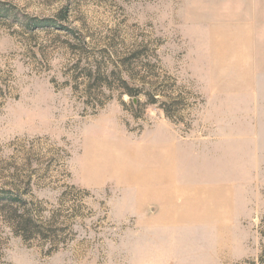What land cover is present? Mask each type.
<instances>
[{"label":"rangeland","instance_id":"rangeland-1","mask_svg":"<svg viewBox=\"0 0 264 264\" xmlns=\"http://www.w3.org/2000/svg\"><path fill=\"white\" fill-rule=\"evenodd\" d=\"M0 9V192L57 230L24 241L0 211V264H264V0ZM78 58L152 86L90 108Z\"/></svg>","mask_w":264,"mask_h":264},{"label":"trees","instance_id":"trees-1","mask_svg":"<svg viewBox=\"0 0 264 264\" xmlns=\"http://www.w3.org/2000/svg\"><path fill=\"white\" fill-rule=\"evenodd\" d=\"M4 14L8 13L7 9H0ZM64 22H66V18L64 16H60ZM25 26L34 30L35 28H45V29H54L57 31H63L73 40L77 41L83 49H87V43L85 38L81 36L76 29L70 28L68 25H60L57 21L53 19H27L25 21ZM103 53H105L106 62L110 63L111 55H108L109 52L106 49H102ZM138 52L135 51L131 55V58H136L138 56ZM137 59V58H136ZM125 59L122 62L119 61V64L113 66V69L107 72V63L104 61H96L93 59L88 61V59L84 60L82 63V58H78L74 68L78 66H82L81 75L79 77H74L75 82L80 80V84L84 86L85 98L84 102L86 106L90 108L97 109L103 107L104 100L108 99V95H96V93L102 90H112L111 88L115 86L119 91V95H126L129 97V100L138 99L139 95H142V87H148V89L152 86V84L143 81L142 79H137L139 82L141 89L137 87H129L128 82L122 78L123 70L122 63H124ZM129 66V65H126ZM112 77V78H111ZM114 77V78H113ZM130 79H132L130 77ZM133 80V79H132ZM114 88V87H113ZM102 94V93H101ZM144 96L148 98L147 105L154 104L156 99H154L153 93L144 92ZM124 106V103H122ZM163 112L167 115L165 110V105L163 104ZM0 204H7L8 209H0L1 212H6L8 215V224L12 229L13 233L19 236L24 241H28L31 238H50L49 233H54L57 230L52 224V220L50 222L44 221L39 213H34L30 208H28L26 201L21 199L20 196H13L10 191H1L0 192ZM47 223V224H46ZM57 244V243H52Z\"/></svg>","mask_w":264,"mask_h":264}]
</instances>
